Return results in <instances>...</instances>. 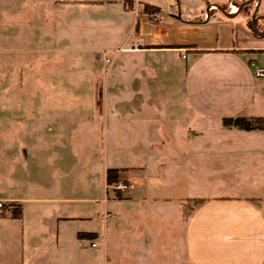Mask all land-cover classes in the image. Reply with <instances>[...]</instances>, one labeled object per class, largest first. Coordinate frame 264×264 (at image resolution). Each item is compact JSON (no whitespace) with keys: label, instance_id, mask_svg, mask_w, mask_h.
Masks as SVG:
<instances>
[{"label":"crops","instance_id":"obj_1","mask_svg":"<svg viewBox=\"0 0 264 264\" xmlns=\"http://www.w3.org/2000/svg\"><path fill=\"white\" fill-rule=\"evenodd\" d=\"M153 2L140 6L162 14ZM231 3L238 11L230 12ZM211 11H219L209 26L216 36L196 42L170 36L165 17L154 26L138 18L129 50L146 87L125 90L142 103L124 105L122 122L108 121L115 106L97 99L87 106L28 102L23 150L16 109H4L0 264H78L74 257L89 247L86 264H264V129L225 124L264 118V76L256 75L264 69V35L248 25L253 18L264 30V2L213 0L206 22ZM147 25L154 32L144 36ZM51 79L30 94L68 91ZM103 134L121 158L83 160ZM109 169L119 170L127 190L108 185ZM104 188L114 195L103 198ZM10 203L21 205L20 218L5 210ZM89 233L95 237L81 235Z\"/></svg>","mask_w":264,"mask_h":264},{"label":"rangeland","instance_id":"obj_2","mask_svg":"<svg viewBox=\"0 0 264 264\" xmlns=\"http://www.w3.org/2000/svg\"><path fill=\"white\" fill-rule=\"evenodd\" d=\"M153 1L161 8L165 20L171 21L167 30L170 36L190 42L208 35L216 36L215 27L210 30L209 26H213L212 21L219 11H211L212 20L206 22L208 6L213 0ZM127 4L134 14L132 17L123 11L127 10L124 0H0V119L10 118V111L5 108L16 109L11 115L20 121L16 143L23 150L26 126L21 121L26 120L28 102L87 106L99 100L109 105V109L115 106V117H111L109 110L108 121L116 123L125 120L124 105L142 103L139 94L125 92L128 88L146 87L139 78L138 54L129 49L136 41L134 30L138 18L141 23L152 26L157 22L149 18L142 5L137 15L133 12L135 7L130 2ZM170 5L175 10H171ZM149 31L154 32V29L147 25L142 35L146 36ZM50 76L54 77L50 80L52 86L65 87L68 91L63 95L30 94L38 83L47 82ZM96 87L100 88L97 96L91 91ZM75 91L79 92L74 94ZM100 124L103 126L104 120ZM98 141V151L85 149L83 160L98 159L112 152L114 157L121 158V151L108 142L105 134ZM84 146L86 148V143ZM88 174L85 169L86 178ZM101 193L108 199L114 195L111 189L106 193L105 188ZM105 228L107 231V224L102 225V233ZM90 248H83L73 261L86 264L93 252Z\"/></svg>","mask_w":264,"mask_h":264},{"label":"trees","instance_id":"obj_3","mask_svg":"<svg viewBox=\"0 0 264 264\" xmlns=\"http://www.w3.org/2000/svg\"><path fill=\"white\" fill-rule=\"evenodd\" d=\"M127 2L133 3V0H126ZM226 8L227 6H223ZM154 6H145V11L149 14L155 13ZM248 25L254 34L261 36L264 35V30H260L257 22L249 20ZM181 47V46H180ZM225 124L228 126H235L242 130H255V129H264V118H245V117H237V118H227L225 119ZM120 173L117 169H109L107 173V183L108 185H114L119 179ZM198 200H196L197 202ZM13 207V208H12ZM12 209L13 215L20 218L21 217V205L17 203H10L5 205V210ZM82 236L86 235L89 238H94L95 234H81ZM80 235V236H81Z\"/></svg>","mask_w":264,"mask_h":264},{"label":"built area","instance_id":"obj_4","mask_svg":"<svg viewBox=\"0 0 264 264\" xmlns=\"http://www.w3.org/2000/svg\"><path fill=\"white\" fill-rule=\"evenodd\" d=\"M238 1H240V0H238ZM141 2H142V0H133V6L135 7L133 10L136 11L137 15L139 13V7H140ZM127 7L131 8L130 6H127ZM238 9H239V7L237 6V4H235V3L230 4V12L231 13L238 11ZM151 19L154 21L163 22L164 16L159 12H155V13L151 14ZM256 75L257 76H264V69H260V70L256 71ZM113 188L115 190H118V191H125L129 188V185L122 182V181H118L116 184L113 185ZM2 207H3V203L0 202V210L2 209ZM92 245L96 246V243H92Z\"/></svg>","mask_w":264,"mask_h":264},{"label":"flooded vegetation","instance_id":"obj_5","mask_svg":"<svg viewBox=\"0 0 264 264\" xmlns=\"http://www.w3.org/2000/svg\"><path fill=\"white\" fill-rule=\"evenodd\" d=\"M251 20H252V21H255L253 18H251ZM255 22H257V21H255Z\"/></svg>","mask_w":264,"mask_h":264}]
</instances>
